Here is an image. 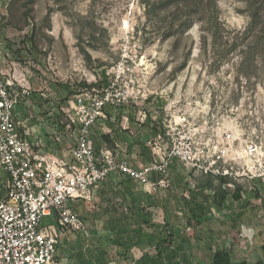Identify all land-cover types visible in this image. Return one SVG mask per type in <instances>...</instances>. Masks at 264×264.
Returning a JSON list of instances; mask_svg holds the SVG:
<instances>
[{
    "label": "rangeland",
    "instance_id": "374dc122",
    "mask_svg": "<svg viewBox=\"0 0 264 264\" xmlns=\"http://www.w3.org/2000/svg\"><path fill=\"white\" fill-rule=\"evenodd\" d=\"M218 5L220 19L228 28L242 30L248 25L245 0H218ZM33 7L28 25L22 0H0V69L14 84L15 93H21L17 105L21 119L34 135L44 138L47 149L59 153L66 145L57 144L54 137L63 130L62 113L68 98L85 88V82L97 83L121 72V86L129 91L132 101L125 107L109 109L111 118L95 126V141L103 142L104 126L109 127L122 155L139 163L152 156L151 147L158 135L155 126L163 132L166 125L179 124L185 139L189 136L197 142L206 159L219 160L221 167H233L240 173L258 165L264 173L262 57L250 68H241L238 54L215 66L217 50L211 39L208 49L203 47L202 22L193 23L183 35L179 31L166 38V27L172 26L175 17H147L143 0H36ZM178 23L179 20L173 31H177ZM34 27L35 40L29 38L22 43L24 35L30 37ZM93 30L98 31L96 39L90 37ZM144 111L148 118L142 122ZM124 116L130 119L128 129L123 127ZM141 142L147 145L143 157L139 155L143 150ZM251 143L259 148L255 156L246 152ZM201 174L179 160L171 165L170 186L159 197L166 198L164 205L174 233L177 227L188 231L181 212L186 207L183 199L189 198L183 194L191 197L197 179L206 177ZM4 175L5 171L0 170V177ZM219 177L215 176L217 180ZM229 179L234 184L232 189L236 182L242 183L246 194L231 209L232 223L242 219L246 225L262 222L264 230V174L253 180ZM132 184L129 181L131 187ZM104 204L107 201L97 194L91 202L69 204L81 224L64 231L62 253L72 246L79 251L81 243L82 251L89 254L101 242L114 253L109 216L102 210ZM213 209L217 216L221 215L220 208ZM159 210L151 218L153 233L164 225V213ZM263 244L264 231L245 251L236 250L235 255L251 263L259 259L264 262V249H260ZM147 249L151 251L149 255L155 251ZM175 249L172 247L168 253ZM93 259H89L90 263L96 264L97 259ZM145 260L152 263L150 257Z\"/></svg>",
    "mask_w": 264,
    "mask_h": 264
},
{
    "label": "built area",
    "instance_id": "2783aa9c",
    "mask_svg": "<svg viewBox=\"0 0 264 264\" xmlns=\"http://www.w3.org/2000/svg\"><path fill=\"white\" fill-rule=\"evenodd\" d=\"M122 76L118 72L106 86L85 87L68 98L63 130L54 137V142L66 145L55 153L45 147L43 137L26 127L17 111L21 93H15L14 84L0 69V170L5 171L0 177V264H60L61 227L81 224L69 204L93 201L102 184L117 174L167 188L171 165L179 160L206 175L236 180L263 176L258 165L255 171L248 168L240 173L233 167H221L219 160L206 159L197 142L189 136L185 139L179 124H168L158 132L149 162L137 163L122 155L119 144L97 146L95 126L111 118L110 108L132 101L121 86ZM123 118V127L128 129L129 116ZM147 118L144 111L141 121ZM104 132L111 133V129L104 126ZM258 149L257 144H249L247 155L255 156ZM46 217L50 219L44 223Z\"/></svg>",
    "mask_w": 264,
    "mask_h": 264
},
{
    "label": "trees",
    "instance_id": "16d2710c",
    "mask_svg": "<svg viewBox=\"0 0 264 264\" xmlns=\"http://www.w3.org/2000/svg\"><path fill=\"white\" fill-rule=\"evenodd\" d=\"M35 2L36 0H22L25 7L26 23L28 25H30V20L33 17L32 10ZM245 2L246 11L250 16V21L244 29L237 30L228 28L220 19L218 0H143L147 17L151 18L153 16H158L159 18L164 17L165 19H168V15L175 17L171 21L173 23L172 26L166 27L164 32L166 38L179 31L180 35L181 33L183 35L193 23L202 22L204 31L203 47L208 49L209 39H211L215 50H217L215 55L218 54V56L214 60V65L219 66L224 60H228L230 57L238 54L241 57L240 65L242 69L245 67H252L253 63L260 57H262L264 61V0H245ZM51 11L52 9L50 8V12ZM177 20H179L177 31H173L175 30L174 28ZM97 35L98 31L93 30L90 37L96 39ZM29 38L33 41L35 40L36 27H34L30 37L29 35H24L21 42L26 43ZM109 82V79L104 78L97 83L88 84L85 82L84 85L89 88L94 86L100 88L106 86ZM154 132L155 134L158 133V127H154ZM102 140V144L106 143L109 147L116 146V141L111 133L103 134ZM101 143H98L96 140L97 146H100ZM140 145L143 150L139 152V155L143 157L147 145L143 142H141ZM151 159L152 156L150 155L143 160L149 162ZM201 175L206 177H203V179L200 180L197 179L196 187H205L208 190H212L214 192V203L221 208L226 206L229 197L234 201L242 199L245 191L242 183L236 182L235 189H232L229 186L232 182L229 177L220 176L217 180L215 176L211 174ZM154 178L156 179V177ZM126 180L132 182V179L129 177L126 178ZM129 181L128 183L123 181L124 184L121 185L115 180L109 179L97 190V194L107 201L106 208H104L105 210L103 211L109 216L107 221L109 223V226H107L111 228L109 230H111L112 234H115V237H111V242L113 245L123 249L124 252L122 253V256L124 255L126 258L130 257L127 254L132 250L133 246H136L139 249V246L142 243V224L144 222L146 224L148 223V221L137 222L134 226L132 225V221L129 220L130 214L134 216V212H136L134 209L135 204L139 201L137 197L138 195L135 194V188L129 185ZM118 198H120V201H118ZM126 209L133 210V214L128 213ZM165 225L169 226V223ZM173 243L174 232L170 231V228H168L167 236L159 240L155 245L157 254L156 259L162 260L166 249L170 248ZM262 248L264 249V244L262 245ZM209 250L210 255L208 260L196 261L194 264H264L262 259L251 263L247 259L236 257V247L234 244L224 247L211 246ZM139 252L141 253V251ZM134 255L136 257L135 252ZM107 256V252L103 253L100 251L99 262L104 261L105 264H108ZM144 257L145 254L141 255L139 258L136 257V259L142 260ZM80 258L81 256L79 258L77 257L78 261L82 264L83 262L80 261ZM103 258L105 260H103ZM95 262L98 263V260H95ZM85 264L87 263L85 262Z\"/></svg>",
    "mask_w": 264,
    "mask_h": 264
},
{
    "label": "crops",
    "instance_id": "0c3cea01",
    "mask_svg": "<svg viewBox=\"0 0 264 264\" xmlns=\"http://www.w3.org/2000/svg\"><path fill=\"white\" fill-rule=\"evenodd\" d=\"M141 162H145V161H141ZM126 178L128 177L123 174H117L112 178H110V180L113 179L117 183H119L125 181ZM132 183H133L132 184L133 188H135L134 189L135 194L138 195L137 197L139 201L137 204H135L134 209L136 212H134V216L130 214L129 220L132 221L133 224H136L137 222L148 221L147 224L145 222L142 224L143 225V231H142L143 234L141 236L142 243L139 246V249L136 246H133L132 250H130V252H128L127 254L130 257L126 258L124 255L122 256V253L124 252L123 249L113 244H112L114 250L113 254L109 252V248L106 247V245L103 242L98 244V247L95 250V252H91L89 250V254H87L82 251L83 248H82V244L80 243L78 244V246L81 247L79 251L77 250V248L73 246L72 248L69 247L66 250H64V253H62L63 251L59 250L60 254L62 253L60 264H73L72 259L75 260L77 264H81V262H79L77 259V257L79 258L80 256H81L80 261L83 262L82 264H85V262L87 264L90 263V260L93 259V257L96 258V256L98 260V263L95 262L96 264H105L104 261L99 262L100 251H102L103 253L105 252L108 253V256L106 257L108 264H112V263L113 264H194L196 261H206L209 259V255H210L209 249L211 246L224 247L234 244L237 251L240 252L245 251L244 249L248 248V244H253L254 240H256L257 237H260V234L264 231L262 229L263 227L262 222L256 221L255 225L253 224L246 225V223L244 222L245 220L242 219V220H238L237 224L232 223L233 220L230 214L233 210L231 209L236 207L237 203L240 202L241 200L234 201L232 200V198L229 197L226 206L221 208L220 206L214 203V197H213L214 192L212 190H208L205 187H196V189L192 191L191 197H189L188 193L186 192L183 194L189 198V199H183L182 203L185 204L186 207H183L185 209L183 210V212H181L184 214L185 217L183 222H186L185 223L186 229L188 230L187 233L183 229H180V227H177L174 233L173 245L170 248L166 249L162 260L156 259L157 256L156 248H155L156 243L162 238L167 236L168 228H170V231L174 232L173 230L174 228L172 227V223L170 220V215L166 210L167 205H164V202L167 203V201H165L166 198L159 197L160 196L159 194H161L164 188L153 187L150 184L147 185L140 184L133 179H132ZM168 190L170 189H166V192ZM168 194L169 192L166 195L167 198H168ZM106 205L104 204L102 210H105L104 208H106ZM215 206L220 208L219 209V213L221 214L220 216H217L213 212L214 211L213 208ZM157 208H160L159 210L160 214H162V212L164 213L163 214L164 225H159L160 226L159 231L153 233V230H151V226L153 224L151 218L152 216L154 217L156 215ZM126 211H128V213L133 214L132 212L133 210L131 209H126ZM245 212L247 215L249 214L247 213L249 212L247 211V209L245 210ZM167 223H169V226L165 225ZM66 228L68 227L62 228L61 244L63 242L62 236L64 231H66ZM114 235L115 234H112L111 237H113ZM172 247L176 248L175 251L168 253ZM147 248L154 249L155 250L154 253L152 255H149L147 252H151V251H147L148 250ZM241 248L243 249L240 250ZM260 249H262V247ZM139 251H141V253ZM134 252L136 254V257L138 258L144 254L145 257L142 260H137L134 255ZM148 257L152 259V263H147V262L144 263V261H146L145 259ZM103 260L105 259L103 258Z\"/></svg>",
    "mask_w": 264,
    "mask_h": 264
}]
</instances>
